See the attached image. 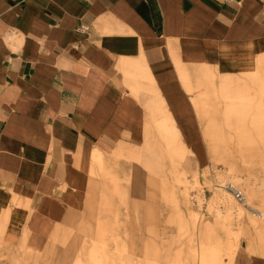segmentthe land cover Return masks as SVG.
Masks as SVG:
<instances>
[{
    "label": "crops",
    "instance_id": "1",
    "mask_svg": "<svg viewBox=\"0 0 264 264\" xmlns=\"http://www.w3.org/2000/svg\"><path fill=\"white\" fill-rule=\"evenodd\" d=\"M263 88L264 0H0V233L43 250L173 130L200 169L263 172Z\"/></svg>",
    "mask_w": 264,
    "mask_h": 264
},
{
    "label": "rangeland",
    "instance_id": "2",
    "mask_svg": "<svg viewBox=\"0 0 264 264\" xmlns=\"http://www.w3.org/2000/svg\"><path fill=\"white\" fill-rule=\"evenodd\" d=\"M168 134L172 147L159 149L155 162L141 158L147 171L139 191L126 188L122 198L102 189L43 250L11 244L0 233V264H231L242 243L263 246L264 171L248 165L200 169L176 132ZM227 181L244 191L248 209L229 199L222 187Z\"/></svg>",
    "mask_w": 264,
    "mask_h": 264
},
{
    "label": "built area",
    "instance_id": "3",
    "mask_svg": "<svg viewBox=\"0 0 264 264\" xmlns=\"http://www.w3.org/2000/svg\"><path fill=\"white\" fill-rule=\"evenodd\" d=\"M80 29H83V30H87L88 27L85 26V25H81L79 27ZM223 188L227 189V190H230L231 192L234 193V197L238 200V201H241L243 202V200L246 199V196H245V193L242 189L238 188L236 185H234L231 181H227L225 182L223 185H222ZM261 212H258V211H254V215H257L258 217H261L262 214Z\"/></svg>",
    "mask_w": 264,
    "mask_h": 264
},
{
    "label": "bare ground",
    "instance_id": "4",
    "mask_svg": "<svg viewBox=\"0 0 264 264\" xmlns=\"http://www.w3.org/2000/svg\"><path fill=\"white\" fill-rule=\"evenodd\" d=\"M227 190V189H226ZM226 195H228V197H229V199L231 200V197H232V195L234 196V193L233 192H231L230 190H227L226 191ZM247 199V198H246ZM243 200V204L244 205H246L247 206V209H248V203H247V200ZM235 206V205H234ZM243 213H244V208H243ZM261 215V214H260Z\"/></svg>",
    "mask_w": 264,
    "mask_h": 264
}]
</instances>
